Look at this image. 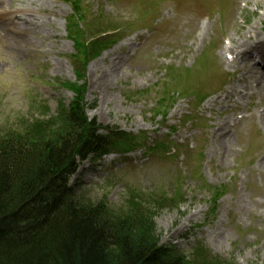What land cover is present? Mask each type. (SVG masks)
I'll return each mask as SVG.
<instances>
[{"label": "rangeland", "instance_id": "obj_1", "mask_svg": "<svg viewBox=\"0 0 264 264\" xmlns=\"http://www.w3.org/2000/svg\"><path fill=\"white\" fill-rule=\"evenodd\" d=\"M70 1L12 0L0 11V130L41 116L37 102L56 115L73 97L64 85L82 83ZM81 2L80 24L107 41L83 72L86 116L139 141L83 162L71 184L112 210L139 197L160 244L187 256L201 244L225 264H264V95L226 53L241 39L264 41V0ZM25 18L41 24L26 35L32 47L11 38ZM226 121L227 144L213 138ZM205 188L223 192L211 204Z\"/></svg>", "mask_w": 264, "mask_h": 264}, {"label": "trees", "instance_id": "obj_2", "mask_svg": "<svg viewBox=\"0 0 264 264\" xmlns=\"http://www.w3.org/2000/svg\"><path fill=\"white\" fill-rule=\"evenodd\" d=\"M69 3L74 18L67 34L82 83L64 85L73 97L56 115L37 102L33 109L41 116L0 130V264H221L200 244L190 259L160 244L141 199L132 196L125 208L111 210L106 197L92 202L71 185L83 162L126 153L139 140L86 116L83 72L104 49L106 32L80 24L86 18L81 0ZM219 191L209 195L211 204Z\"/></svg>", "mask_w": 264, "mask_h": 264}, {"label": "bare ground", "instance_id": "obj_3", "mask_svg": "<svg viewBox=\"0 0 264 264\" xmlns=\"http://www.w3.org/2000/svg\"><path fill=\"white\" fill-rule=\"evenodd\" d=\"M12 0H0V11H3V6L5 3H10ZM29 16V15H26ZM18 19V18H16ZM19 24V25H18ZM22 24V25H21ZM14 35L11 38L14 42L20 44L23 47H32L31 40L27 39L26 35H35L36 32L33 31L35 25H41L35 22L34 18L21 19L20 23H11ZM0 33H5L0 30ZM35 44V43H33ZM227 55L232 56V63H239L243 71L242 76L247 75L251 79V82L255 83V90L259 92L262 96L264 95V41L260 38L255 37L251 40L248 37L247 40H239L236 43L231 44V46L226 51ZM112 75V73H111ZM249 83L245 82L244 88H248ZM235 90L227 91V94H235ZM229 123L222 122L218 125V129L214 132L213 138L222 139L224 143L227 141L224 136V132L227 131Z\"/></svg>", "mask_w": 264, "mask_h": 264}]
</instances>
